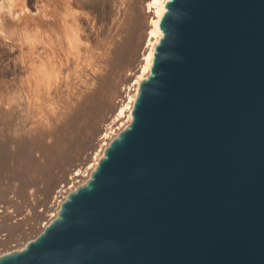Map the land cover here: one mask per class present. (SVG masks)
Segmentation results:
<instances>
[{"label":"water","instance_id":"obj_1","mask_svg":"<svg viewBox=\"0 0 264 264\" xmlns=\"http://www.w3.org/2000/svg\"><path fill=\"white\" fill-rule=\"evenodd\" d=\"M130 122L0 264H264V0H167Z\"/></svg>","mask_w":264,"mask_h":264},{"label":"rangeland","instance_id":"obj_2","mask_svg":"<svg viewBox=\"0 0 264 264\" xmlns=\"http://www.w3.org/2000/svg\"><path fill=\"white\" fill-rule=\"evenodd\" d=\"M75 1L88 8L80 16L85 40L77 53L63 57L51 84H33L39 112L28 117L29 100L15 98L22 91L19 79L39 62L35 50L42 51L34 43L33 21L52 20V0H0V102L14 97L10 106L0 104V254L42 231L124 128L127 118L118 112L133 94L153 41L148 0H129L128 8L122 0Z\"/></svg>","mask_w":264,"mask_h":264},{"label":"bare ground","instance_id":"obj_3","mask_svg":"<svg viewBox=\"0 0 264 264\" xmlns=\"http://www.w3.org/2000/svg\"><path fill=\"white\" fill-rule=\"evenodd\" d=\"M128 1L129 0H122L123 5L127 8L130 7V5H128ZM148 1L149 2L147 3L146 7L150 10L153 9V11L151 12H153L154 14L153 20L151 22L152 29L150 30V37L153 38V41H151L150 39L147 50H145L143 64L141 65V75H139L135 80L133 94L131 96H128V103L126 104L125 108L121 109L118 112V116L124 115V117L127 118L124 127L131 120V110L133 102L135 100L139 82L145 79L150 72L154 48L162 35L161 31L159 30L158 23L160 17L164 13V5L167 0ZM51 3L52 5L50 7V13L52 16V20L43 22L40 19H35L33 21V29L35 32L34 43L41 44L42 51H38V49L35 50L36 52H38L37 58L39 59V62L29 71V77H27L26 79H19L20 83L22 84V91L15 98L17 100H29L28 103L25 104L27 106L25 113L28 115V117H30L33 113L39 112V103L36 100L34 101V96H36V93L31 90L33 84H51V80L56 78L58 75L57 71L60 67L59 64L63 62V57H67L70 52L76 51L77 53L79 45L85 40V38L82 36L83 27L80 16L83 15L85 10L88 9L87 6L84 5L83 2L79 3V1L77 2L75 0H52ZM60 19L63 20V26L59 25ZM34 47L36 49L35 45ZM119 48H122V46L119 45ZM112 56V52L107 53V55L105 56L106 58H104L105 65L108 66V64L111 63ZM12 98L5 96L1 100L0 104H7L8 106H10L8 102ZM125 112L127 113L126 115L124 114ZM0 115L1 118L4 116L2 112H0ZM107 145L108 143L106 144V146ZM103 151L104 148L101 151V155L103 154ZM99 158L95 160V163L92 166V170L97 165ZM2 197L4 198V196ZM59 205L57 206L55 215L59 208ZM13 212H17V210L14 209ZM7 237L8 235L6 236V238Z\"/></svg>","mask_w":264,"mask_h":264}]
</instances>
